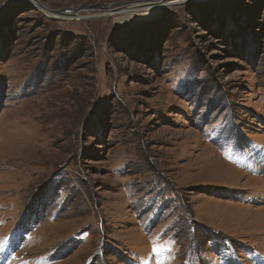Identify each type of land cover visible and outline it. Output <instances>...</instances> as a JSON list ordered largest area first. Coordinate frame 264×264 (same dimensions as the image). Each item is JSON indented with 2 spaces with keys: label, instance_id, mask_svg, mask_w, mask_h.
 <instances>
[{
  "label": "rangeland",
  "instance_id": "rangeland-1",
  "mask_svg": "<svg viewBox=\"0 0 264 264\" xmlns=\"http://www.w3.org/2000/svg\"><path fill=\"white\" fill-rule=\"evenodd\" d=\"M6 242L9 264H264V0H0Z\"/></svg>",
  "mask_w": 264,
  "mask_h": 264
},
{
  "label": "bare ground",
  "instance_id": "bare-ground-1",
  "mask_svg": "<svg viewBox=\"0 0 264 264\" xmlns=\"http://www.w3.org/2000/svg\"><path fill=\"white\" fill-rule=\"evenodd\" d=\"M53 15H54V16H59V15H60V16H63V17H64V16H65V17L75 16V15H71V13H68V12L65 13V14H63V15H61V14H55V13H54ZM76 17H77V16H76Z\"/></svg>",
  "mask_w": 264,
  "mask_h": 264
},
{
  "label": "snow or ice",
  "instance_id": "snow-or-ice-1",
  "mask_svg": "<svg viewBox=\"0 0 264 264\" xmlns=\"http://www.w3.org/2000/svg\"><path fill=\"white\" fill-rule=\"evenodd\" d=\"M156 249H153V251H155Z\"/></svg>",
  "mask_w": 264,
  "mask_h": 264
}]
</instances>
